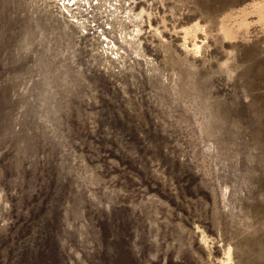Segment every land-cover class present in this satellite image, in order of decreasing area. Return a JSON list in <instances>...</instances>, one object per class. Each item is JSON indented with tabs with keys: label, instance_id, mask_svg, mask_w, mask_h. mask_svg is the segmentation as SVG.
Segmentation results:
<instances>
[{
	"label": "rangeland",
	"instance_id": "rangeland-1",
	"mask_svg": "<svg viewBox=\"0 0 264 264\" xmlns=\"http://www.w3.org/2000/svg\"><path fill=\"white\" fill-rule=\"evenodd\" d=\"M0 264H264V0H0Z\"/></svg>",
	"mask_w": 264,
	"mask_h": 264
}]
</instances>
